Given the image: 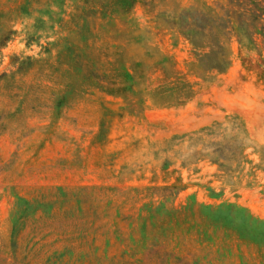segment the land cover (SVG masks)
<instances>
[{
  "label": "rangeland",
  "instance_id": "1",
  "mask_svg": "<svg viewBox=\"0 0 264 264\" xmlns=\"http://www.w3.org/2000/svg\"><path fill=\"white\" fill-rule=\"evenodd\" d=\"M262 21L264 0H0V264H264V34L228 42Z\"/></svg>",
  "mask_w": 264,
  "mask_h": 264
},
{
  "label": "trees",
  "instance_id": "2",
  "mask_svg": "<svg viewBox=\"0 0 264 264\" xmlns=\"http://www.w3.org/2000/svg\"><path fill=\"white\" fill-rule=\"evenodd\" d=\"M235 27L232 26V24L229 26L228 28V42L230 43V40L233 37H236L238 39V41L241 40V35L240 32H243L245 34H251V32H259L261 34H264V22L262 21L261 23H258L257 25L254 23L250 24V25H240V23H235ZM234 28L236 29V32L234 30ZM204 30L203 27H199L197 29H190V31L192 32V34H199ZM245 36H249V35H245ZM249 38V37H247ZM195 45L196 48H200V46L196 43H193ZM218 46V45H215ZM231 55V52L228 53V55L226 56V58L223 56H219V58H216L215 63L210 67L211 70H215L217 72H223L225 70V68L228 66L229 64V57ZM197 61H200V55L199 57H197ZM173 101H164L162 103H155L153 104L156 108L159 109H163V108H168V107H173V106H177V105H181L183 101H178L180 100V97H176L175 99H172ZM243 151L245 149V147H242ZM217 150H214L212 155L209 157V160L213 163V164H217L219 166V168L221 169V171L228 173L231 172L232 169L230 166L225 165V163H220V160H224V161H229L232 162L234 164L240 165V163H251L250 161H248L247 159L244 158V156L241 155V152H235L233 156L230 155H226L224 153H222L221 150H218V148H215Z\"/></svg>",
  "mask_w": 264,
  "mask_h": 264
}]
</instances>
